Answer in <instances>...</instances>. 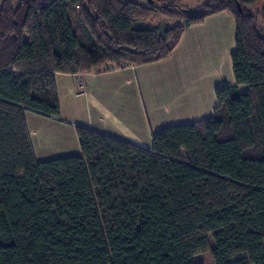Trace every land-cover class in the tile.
<instances>
[{
	"label": "trees",
	"instance_id": "obj_1",
	"mask_svg": "<svg viewBox=\"0 0 264 264\" xmlns=\"http://www.w3.org/2000/svg\"><path fill=\"white\" fill-rule=\"evenodd\" d=\"M145 1H1L0 264H199L205 251L264 264V4ZM221 11L235 81L215 88L211 117L163 127L149 149L77 126L80 155L36 159L25 112L59 117L57 73L162 60ZM157 15L178 22L135 26Z\"/></svg>",
	"mask_w": 264,
	"mask_h": 264
},
{
	"label": "crops",
	"instance_id": "obj_2",
	"mask_svg": "<svg viewBox=\"0 0 264 264\" xmlns=\"http://www.w3.org/2000/svg\"><path fill=\"white\" fill-rule=\"evenodd\" d=\"M236 24L221 11L186 27L170 54L149 64L55 75L59 117L25 112L37 160L80 155L76 127L149 149L163 127L213 115L215 88L234 83ZM84 80L79 90L78 81ZM246 86L240 85L244 93Z\"/></svg>",
	"mask_w": 264,
	"mask_h": 264
},
{
	"label": "rangeland",
	"instance_id": "obj_3",
	"mask_svg": "<svg viewBox=\"0 0 264 264\" xmlns=\"http://www.w3.org/2000/svg\"><path fill=\"white\" fill-rule=\"evenodd\" d=\"M2 0H0L1 3ZM141 3H146L145 0H137ZM164 1V0H163ZM207 0H182V4L190 9L196 10L197 7ZM160 5H163V2H159ZM264 0H261L258 2L256 6L250 9L252 13H257V11L263 6ZM258 19L260 20V17L258 15ZM178 22L177 18H174L173 16H165V15H157L156 17L148 18V19H141L136 22L135 26L137 28H146V27H155L160 26V28H165L169 26H173ZM107 70L105 66H100L97 70ZM81 82L84 83V80L81 79ZM193 260L199 264H215L214 260L210 254L209 251H205L202 253H199L193 257Z\"/></svg>",
	"mask_w": 264,
	"mask_h": 264
},
{
	"label": "built area",
	"instance_id": "obj_4",
	"mask_svg": "<svg viewBox=\"0 0 264 264\" xmlns=\"http://www.w3.org/2000/svg\"><path fill=\"white\" fill-rule=\"evenodd\" d=\"M77 87H78L79 90H83V89H84V83L81 82V80L78 81V83H77Z\"/></svg>",
	"mask_w": 264,
	"mask_h": 264
},
{
	"label": "water",
	"instance_id": "obj_5",
	"mask_svg": "<svg viewBox=\"0 0 264 264\" xmlns=\"http://www.w3.org/2000/svg\"><path fill=\"white\" fill-rule=\"evenodd\" d=\"M147 2H148V3H152V2H153V0H147Z\"/></svg>",
	"mask_w": 264,
	"mask_h": 264
}]
</instances>
